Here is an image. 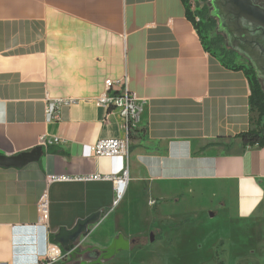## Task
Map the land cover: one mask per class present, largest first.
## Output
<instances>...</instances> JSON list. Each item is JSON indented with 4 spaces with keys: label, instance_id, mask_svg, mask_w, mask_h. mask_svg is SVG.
I'll return each mask as SVG.
<instances>
[{
    "label": "crops",
    "instance_id": "0c3cea01",
    "mask_svg": "<svg viewBox=\"0 0 264 264\" xmlns=\"http://www.w3.org/2000/svg\"><path fill=\"white\" fill-rule=\"evenodd\" d=\"M109 80L141 108L115 206V185L88 179L125 167L89 149L127 136L119 113L96 105ZM248 97L244 74L204 51L181 0H0V156L39 148L34 162L0 167V264H40L60 230L98 214L86 247L118 235L140 245L133 223L151 224L150 205L172 206L193 185L235 189L239 213L252 214L264 202V147L236 139L249 128ZM50 100L71 101L58 121H47Z\"/></svg>",
    "mask_w": 264,
    "mask_h": 264
},
{
    "label": "rangeland",
    "instance_id": "374dc122",
    "mask_svg": "<svg viewBox=\"0 0 264 264\" xmlns=\"http://www.w3.org/2000/svg\"><path fill=\"white\" fill-rule=\"evenodd\" d=\"M190 4L192 11L201 7L198 0ZM237 201L235 189L193 185L172 206L154 202V221L133 223L144 231L140 245L118 253L110 264H264V202L242 216Z\"/></svg>",
    "mask_w": 264,
    "mask_h": 264
},
{
    "label": "water",
    "instance_id": "95a60500",
    "mask_svg": "<svg viewBox=\"0 0 264 264\" xmlns=\"http://www.w3.org/2000/svg\"><path fill=\"white\" fill-rule=\"evenodd\" d=\"M212 12L210 16L217 21L218 33L226 38L227 46L242 56L253 67L257 78L264 89V7L253 0H209ZM39 148L13 157L0 156V167L20 168L38 159ZM100 214L79 222L68 232L60 230L55 237V244L59 245L67 260L62 264H95L84 260L90 248L81 245ZM153 241L152 234L149 242ZM78 245V247H77ZM130 250V241L121 235L114 238L103 251L104 260H110L116 254Z\"/></svg>",
    "mask_w": 264,
    "mask_h": 264
},
{
    "label": "built area",
    "instance_id": "2783aa9c",
    "mask_svg": "<svg viewBox=\"0 0 264 264\" xmlns=\"http://www.w3.org/2000/svg\"><path fill=\"white\" fill-rule=\"evenodd\" d=\"M114 83L110 80L105 83L107 92L100 96L96 100V105L107 109L116 110L119 113L121 121L126 127L127 136L124 138L115 139H101L90 146V152L94 158H111V157H121L125 161V167L120 174V176H93L88 179L93 180H108L115 185L114 191V202L115 206L124 197L127 184L129 181L128 176V163L130 158V145L131 141L129 138V128H133L134 122L138 119L141 112V108L138 104V99L135 95L123 88L122 91L113 95L111 89ZM71 101L62 100H50L47 102L45 115L48 122H54L59 120V107L61 104H70ZM57 141L44 140L41 138V143L47 145L56 143ZM40 220H45L47 217V206L43 200H41L37 206ZM67 260V254L62 251L59 245L49 242L47 246V251L45 257L40 262V264H62Z\"/></svg>",
    "mask_w": 264,
    "mask_h": 264
},
{
    "label": "trees",
    "instance_id": "16d2710c",
    "mask_svg": "<svg viewBox=\"0 0 264 264\" xmlns=\"http://www.w3.org/2000/svg\"><path fill=\"white\" fill-rule=\"evenodd\" d=\"M185 16L193 25L205 52L217 57L230 70L241 71L248 83L249 128L236 136L243 148L264 147V89L253 67L242 56L231 50L225 37L216 31L217 21L209 14V0H198L201 7L192 11L190 0H181ZM117 93H113L116 95ZM253 116L255 118H253ZM133 128H129V138Z\"/></svg>",
    "mask_w": 264,
    "mask_h": 264
},
{
    "label": "flooded vegetation",
    "instance_id": "af4514ba",
    "mask_svg": "<svg viewBox=\"0 0 264 264\" xmlns=\"http://www.w3.org/2000/svg\"><path fill=\"white\" fill-rule=\"evenodd\" d=\"M255 3L261 5L264 7V0H253ZM226 39V38H225ZM249 63V62H248ZM250 64V63H249ZM130 241V248H132V246H134L135 241L134 240H129ZM111 243V242H110ZM110 245V244H109ZM108 245V246H109ZM83 248H90V247H86V240H84L83 244L81 245ZM107 246V247H108ZM78 247V245H77ZM106 247V248H107ZM106 248H101V249H97V248H90V252H86L84 255V260H86L87 262H96L98 261V264H110V262L113 260L114 257H116L118 254H116L113 258H111L110 260H104V250ZM134 248V247H133ZM97 264V263H95Z\"/></svg>",
    "mask_w": 264,
    "mask_h": 264
}]
</instances>
